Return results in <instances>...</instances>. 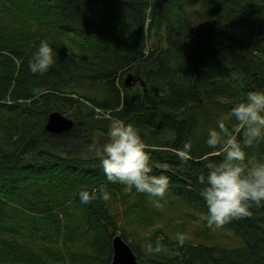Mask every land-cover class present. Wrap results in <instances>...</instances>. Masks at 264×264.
<instances>
[{
	"label": "trees",
	"instance_id": "trees-1",
	"mask_svg": "<svg viewBox=\"0 0 264 264\" xmlns=\"http://www.w3.org/2000/svg\"><path fill=\"white\" fill-rule=\"evenodd\" d=\"M207 2L202 12L189 0H0V264H111L115 233L129 242L130 230L148 228V257L129 242L143 264H264V202L223 225L242 240L236 248L166 233L178 226L162 207L207 227L197 178L222 159L208 130L222 117L236 127L227 119L234 103L264 89V0ZM163 26L166 45L151 44ZM41 40L59 60L33 74ZM128 73L142 82L127 87ZM53 111L74 127L48 131ZM111 119L139 129L153 174L169 177L163 199L107 180L92 151ZM187 141L182 160L176 150ZM244 151L264 162V140ZM101 187L107 201L80 202L79 190Z\"/></svg>",
	"mask_w": 264,
	"mask_h": 264
},
{
	"label": "clouds",
	"instance_id": "clouds-1",
	"mask_svg": "<svg viewBox=\"0 0 264 264\" xmlns=\"http://www.w3.org/2000/svg\"><path fill=\"white\" fill-rule=\"evenodd\" d=\"M58 60L53 44L41 40L29 58L28 68L33 74H43ZM43 91L39 89L38 93ZM233 118L237 124L234 128L230 129L223 117L215 127L209 128L206 144L211 149H219L212 155L222 159L206 164L207 174L197 178L203 185L199 195L207 207V213L201 219L206 220L209 228H220L233 219L250 216V202H264V162L247 159L244 151L264 140V89L251 91L243 101L234 103L227 113L228 120ZM241 130L242 142L237 139ZM107 137L99 153L107 180L157 200L163 199L169 189V177L153 174L151 157L139 129L132 123L116 119L110 124ZM191 147L190 141L184 142L182 148L176 150L177 156L188 159ZM78 196L82 204H89L98 199L107 201L110 193L101 187L81 189ZM184 239V234H177L179 242ZM148 250L153 251L152 245ZM154 251H161L159 241Z\"/></svg>",
	"mask_w": 264,
	"mask_h": 264
},
{
	"label": "rangeland",
	"instance_id": "rangeland-1",
	"mask_svg": "<svg viewBox=\"0 0 264 264\" xmlns=\"http://www.w3.org/2000/svg\"><path fill=\"white\" fill-rule=\"evenodd\" d=\"M189 6L192 10H199L202 12H207L211 9L212 3L207 2L204 0H189ZM165 26L161 28V30L154 29L151 33V44H154L156 46H165L166 45V36H165ZM124 80L127 77V74L124 76ZM67 115V114H66ZM110 115L107 114L106 117H109ZM113 120L111 119L110 124ZM106 138H97V142L100 143V145H96L95 148H93V153L99 155V153L102 150V146L104 143H106ZM98 146V147H97ZM162 211L166 214L167 217L172 216L173 217V224L178 226L177 229H175L174 232L167 231L166 233L172 236L173 238L177 239V234L182 233L185 235L184 240H189L192 243L195 244H206L209 246H223L227 248H236L242 245V240L235 235L234 232L231 230L225 228L224 226L220 228H209L204 227V224L199 222L196 219H191L189 217H185V215L182 213L183 209H180V207L175 206L172 209L169 207H162ZM181 210V211H180ZM184 212V211H183ZM184 215V216H183ZM180 225H183L184 228L180 227ZM196 227H200V230L198 233H195ZM204 227V228H202ZM130 230V229H129ZM185 231V232H184ZM131 236L129 237V242H136L141 247L142 255L144 258L148 257L150 254V251L148 250V236L151 235L152 229H138V230H130ZM118 233H122L121 231H118ZM160 237V236H159Z\"/></svg>",
	"mask_w": 264,
	"mask_h": 264
},
{
	"label": "water",
	"instance_id": "water-1",
	"mask_svg": "<svg viewBox=\"0 0 264 264\" xmlns=\"http://www.w3.org/2000/svg\"><path fill=\"white\" fill-rule=\"evenodd\" d=\"M141 78H136L133 73H128L124 84L127 87L135 85ZM142 82V81H141ZM74 120L60 111L49 114L46 129L52 133H61L74 127ZM113 258L111 264H143L138 260L132 246L120 233H115L112 239Z\"/></svg>",
	"mask_w": 264,
	"mask_h": 264
}]
</instances>
